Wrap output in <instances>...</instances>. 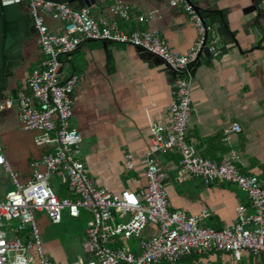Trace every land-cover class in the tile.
<instances>
[{"label":"built area","instance_id":"built-area-1","mask_svg":"<svg viewBox=\"0 0 264 264\" xmlns=\"http://www.w3.org/2000/svg\"><path fill=\"white\" fill-rule=\"evenodd\" d=\"M28 2L42 56L25 85L15 95L0 98V121L4 111L17 110L20 126L35 133L39 153L31 159L28 177L22 178L6 159L0 141V169L9 174L14 185L0 197V264H56L42 241L38 217L42 213L55 224L62 222L64 213L76 219L84 213L91 215L82 254L71 264H179L186 256L212 251L228 252L236 259L245 253L263 254L264 178L243 172L236 152L221 161L213 160L200 155L187 137L192 114L190 69L205 49L214 56L222 53L217 39L209 36L212 26L206 24L194 1L170 0L171 6L185 10L197 29V40L187 53L172 50L156 28L125 29L120 20L130 19L131 7L124 2L112 5L109 14L100 19L92 16L88 7L54 0ZM48 16L62 22L59 30L49 27ZM146 18L139 16L140 20ZM86 40L130 44L161 58L177 73L170 128L149 124L151 142L145 158L148 183L140 193H115L99 186L82 155L83 136L72 122L80 75L63 77L61 69L63 57L70 60ZM232 129L240 131L241 126L234 124ZM161 150H176L184 171L206 185L219 181L238 184L248 197V206L240 205L235 222L222 229L202 223L210 216L207 209L191 215L183 209H170L166 172L155 157ZM124 166L134 168L132 154L125 155ZM149 225L156 231L145 235ZM131 238L138 240L137 251L125 242Z\"/></svg>","mask_w":264,"mask_h":264},{"label":"crops","instance_id":"crops-1","mask_svg":"<svg viewBox=\"0 0 264 264\" xmlns=\"http://www.w3.org/2000/svg\"><path fill=\"white\" fill-rule=\"evenodd\" d=\"M193 1H208L214 11L225 12L232 34L223 36L220 21L214 22L210 36L217 39L222 53L214 56L203 51L199 63L190 69L188 140L200 155L213 160L221 161L236 152L237 165L243 172L264 178V0ZM118 2L131 7L130 19L120 20L125 29L156 28L179 53L189 52L197 40V29L188 14L179 6H171L170 0H99L90 12L100 19ZM142 14L147 16L145 20L139 19ZM46 22L52 30L62 25L49 16ZM41 56L35 38L26 47L25 61L15 69L5 96L15 95L26 84ZM63 59V77L80 75L72 122L83 136L82 155L90 176L115 193L144 191L148 183L145 158L151 142L149 124L162 125L166 130L171 125L175 100L172 70L165 63L146 58L135 46L100 40L84 41L70 60ZM19 124L17 110L4 111L0 141L11 165L18 163L14 150L27 157V169L18 171L26 178L39 148L24 142L23 131L32 142L35 133L19 131ZM234 124L241 130H233ZM127 153L133 156L132 170L124 166ZM155 157L166 172L170 209H183L189 215L207 209L210 216L202 223L222 229L235 222L240 205L248 206V197L238 184L219 181L206 185L202 179L188 175L176 150H161ZM248 211L252 209L248 207ZM155 231L156 227L149 225L145 235ZM129 246L137 251L138 245ZM179 264H264V253H245L236 259L228 252L212 251L186 256Z\"/></svg>","mask_w":264,"mask_h":264},{"label":"water","instance_id":"water-1","mask_svg":"<svg viewBox=\"0 0 264 264\" xmlns=\"http://www.w3.org/2000/svg\"><path fill=\"white\" fill-rule=\"evenodd\" d=\"M54 1L68 3L79 8H92L99 2V0ZM196 8L199 10L197 5ZM36 34L35 19L23 2L2 4L0 0V98H3L9 89L10 79L14 76L15 69L25 61L26 47L33 43ZM138 50L146 58L164 63L161 58L152 53L142 51L140 48ZM172 73L176 77V71L172 70Z\"/></svg>","mask_w":264,"mask_h":264},{"label":"rangeland","instance_id":"rangeland-1","mask_svg":"<svg viewBox=\"0 0 264 264\" xmlns=\"http://www.w3.org/2000/svg\"><path fill=\"white\" fill-rule=\"evenodd\" d=\"M28 5V0L24 2ZM19 131L24 130L20 124L16 127ZM22 132V131H21ZM24 142L31 143L33 146L31 136L23 131ZM8 152H12L8 147ZM4 153L6 151L4 150ZM13 154L18 160V163L12 164L14 170L23 171L27 169V157L20 151L14 150ZM14 188L9 174L0 169V197H3L8 191ZM40 228L42 231V241L47 253L53 254V261L56 264H71L80 254H82V243L85 239L88 221L91 215L84 213L81 218H71L66 213L63 215L61 223L55 224L50 221L46 213L39 214ZM14 225L16 222L13 223ZM131 246L138 245V240L131 238L125 240ZM124 243V242H123Z\"/></svg>","mask_w":264,"mask_h":264},{"label":"trees","instance_id":"trees-1","mask_svg":"<svg viewBox=\"0 0 264 264\" xmlns=\"http://www.w3.org/2000/svg\"><path fill=\"white\" fill-rule=\"evenodd\" d=\"M198 8H199V13L205 20L207 25L212 26L214 22L220 21V27L219 31L223 36H228L229 34H232L229 26H228V21L226 19L225 12L223 13H218L214 11L213 8L210 7V4L208 1H199V2H194ZM212 14L211 18H208V15ZM210 36V33H209Z\"/></svg>","mask_w":264,"mask_h":264},{"label":"flooded vegetation","instance_id":"flooded-vegetation-1","mask_svg":"<svg viewBox=\"0 0 264 264\" xmlns=\"http://www.w3.org/2000/svg\"><path fill=\"white\" fill-rule=\"evenodd\" d=\"M51 255V254H50ZM52 256V255H51Z\"/></svg>","mask_w":264,"mask_h":264}]
</instances>
